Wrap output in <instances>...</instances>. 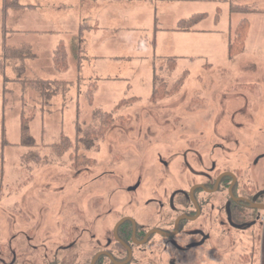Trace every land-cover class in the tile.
Wrapping results in <instances>:
<instances>
[{
    "label": "rangeland",
    "instance_id": "obj_1",
    "mask_svg": "<svg viewBox=\"0 0 264 264\" xmlns=\"http://www.w3.org/2000/svg\"><path fill=\"white\" fill-rule=\"evenodd\" d=\"M39 1L19 0L24 6L9 8L4 22L0 0V245L14 233L21 250L49 232L56 239L71 230L76 215L89 213L96 197L126 208L130 192L122 186L141 179L139 196H145L146 168L151 166L153 182L157 155L166 149L195 138H204L203 149L210 138H241L236 145L243 149L264 141V12H232L231 0H117L114 23L120 28H111V13L102 12L103 28L86 35L91 28L81 34L80 24L87 18L73 4L68 15L50 20L43 6L32 7ZM236 3L264 8V0ZM201 11L208 17L190 31L166 28ZM245 17L251 21L245 49L229 56V39ZM96 18L88 19L94 24ZM155 26L162 29L155 33ZM60 41L68 52L66 70L53 61ZM5 42L29 45L37 56L8 59ZM87 46L111 57H84ZM169 55L177 56L176 63L166 60ZM83 65L99 67L101 79L92 80ZM35 77L73 84L40 103L39 92L19 81ZM91 82H97L92 100ZM30 108L34 146L21 143V114ZM105 112H111L110 122ZM62 134L71 141L60 143ZM232 259L220 253L205 264H236Z\"/></svg>",
    "mask_w": 264,
    "mask_h": 264
},
{
    "label": "flooded vegetation",
    "instance_id": "obj_2",
    "mask_svg": "<svg viewBox=\"0 0 264 264\" xmlns=\"http://www.w3.org/2000/svg\"><path fill=\"white\" fill-rule=\"evenodd\" d=\"M210 139L205 149L195 138L158 153L153 182L146 168L145 196L141 179L121 184L130 192L126 208L96 197L71 230L23 250L10 235L0 264H205L220 253L264 264V141L243 149L241 138Z\"/></svg>",
    "mask_w": 264,
    "mask_h": 264
},
{
    "label": "trees",
    "instance_id": "obj_3",
    "mask_svg": "<svg viewBox=\"0 0 264 264\" xmlns=\"http://www.w3.org/2000/svg\"><path fill=\"white\" fill-rule=\"evenodd\" d=\"M235 1L236 0H232V6H231L232 12H241V13L264 12V8L256 7L251 4H238V3H235ZM23 6L24 5L21 4L19 0H3L4 22L6 21L9 8H19ZM207 16H208L207 13H195L188 18L181 19L178 22L176 29L177 30H190L194 28V26L197 23H199L201 20H203ZM80 28H81V34H83L84 28H87V24L86 23L82 24ZM249 30H250V20L247 17H245L239 22V24L237 25L235 29V33L233 37H231L230 39V43H229L230 56H236L244 51ZM3 50H4L5 57L8 59L10 58L11 59H25L26 57H36L37 56L35 52H32V48L29 45H23L22 47H14V46L5 44ZM166 60L176 63L177 58L175 56H169V57H166ZM53 61H54L55 67L58 70H66L69 68L68 52L63 42H60L57 48L55 49ZM19 81L22 82L23 87L25 89L28 87H33L39 92V96L41 97L40 103H42V101L43 103H45L46 99L51 98L53 95L59 93V91L60 92L68 91L71 85L73 84L69 80H59V79L52 80V79H45V78H39V77L19 79ZM155 81H156V69L154 70V78H153L154 87H155ZM89 87L90 88L88 92L90 95V99L92 100L94 97L93 96L94 91L97 88V82H91ZM129 99H132V98H129ZM127 100L128 98L123 99L122 103ZM32 108L27 110L29 113L23 110L21 114V143L34 146L36 145V142L30 134V121L35 113V111H33ZM105 113H106L105 117L107 118L108 122H110L111 112H105ZM77 129L79 130V128ZM70 141L71 140L68 135L62 134L59 142L65 143V142H70ZM3 143L4 145L8 143L5 137V132L3 134ZM60 143L54 144L55 147L57 148L60 145Z\"/></svg>",
    "mask_w": 264,
    "mask_h": 264
},
{
    "label": "crops",
    "instance_id": "obj_4",
    "mask_svg": "<svg viewBox=\"0 0 264 264\" xmlns=\"http://www.w3.org/2000/svg\"><path fill=\"white\" fill-rule=\"evenodd\" d=\"M116 1L117 0H44L43 2H40L39 1L36 4H32V7L33 8L40 9L41 6H43L44 8H42L41 10L44 13H47L48 14V18L50 20H56V19H58L60 17L61 14L62 15H68V10L72 6V4H73L74 5V9L79 10L81 12V14H82V12H84L82 18H87V19L84 20L80 24V27H81L82 24L86 23L87 24V28H89V27L91 28V29L87 30L88 32H86V35H90V33H89L90 31H95V34H96V32H98L101 28H103V25H102L100 19L98 18V16H100V14H102V12H110L111 13V16H112L111 21H112V23L109 25L111 28H120L119 25H118V23H114V16H115V19H117L116 17L119 16L118 15V11H117L116 4L114 3ZM156 1H160V2H163V3H168V2H172L174 0H156ZM186 1H192V0H186ZM236 1H235V3H236ZM238 4H240V3H238ZM246 4H250V3H246ZM167 5H170V4H167ZM251 5L256 6L254 4H251ZM256 7H258V6H256ZM195 13H207L208 14V12H206V11H201V12H194L190 16H192ZM8 14H9V10H8ZM190 16H188V17H190ZM95 17H97L96 18V22L94 24H91L90 23L91 21L88 18H95ZM188 17H178V19L175 22V25H173L171 27L167 26L166 28H172L174 30H177L176 27H177L178 22L181 19L188 18ZM7 18H8V15H7ZM87 21H88V23H87ZM105 27H108V26H105ZM250 28H251V21H250ZM160 29H162V28H159L158 26H155V33L157 32V30H160ZM192 29H194V28H192ZM192 29H190V30H192ZM190 30H178V31H190ZM250 30H249L247 39L249 37ZM89 38H86L84 40V43L86 45H88V43H89ZM230 39H229V42H228V54H229V43H230ZM247 39H246V41H247ZM62 41H64V40H62ZM62 41H60V42H62ZM59 43H58V45H59ZM155 43H156V41L154 40V44ZM5 44H6V42H5ZM3 48H4V46H3ZM88 49H89V46H87L86 47V50L84 51L85 52L83 54L84 57H85V54H87V53H89L90 55H94L97 58H105V57L109 58V57H111L109 54H105V53H100V54H98V53H95L94 54L93 52L91 53V51H88ZM3 53H4V50H3ZM169 56H175V55H169ZM169 56H167V57H169ZM229 56H230V54H229ZM175 57L177 58V56H175ZM84 69H85V71H84ZM99 70H100L99 67H94V68H88L87 69L86 66L84 68V65H83V69H82V71H84L83 73L87 72L88 75H89V77L92 78V80H96V79H99V78L101 79L103 73H100ZM62 80H65V79H62Z\"/></svg>",
    "mask_w": 264,
    "mask_h": 264
}]
</instances>
